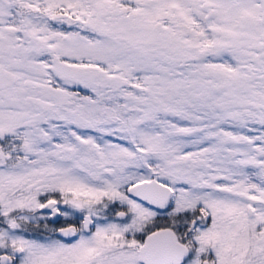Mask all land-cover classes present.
Wrapping results in <instances>:
<instances>
[{
  "label": "snow or ice",
  "instance_id": "1",
  "mask_svg": "<svg viewBox=\"0 0 264 264\" xmlns=\"http://www.w3.org/2000/svg\"><path fill=\"white\" fill-rule=\"evenodd\" d=\"M0 264H264V0H0Z\"/></svg>",
  "mask_w": 264,
  "mask_h": 264
}]
</instances>
